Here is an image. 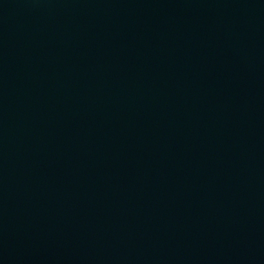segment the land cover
<instances>
[{
	"label": "water",
	"instance_id": "1",
	"mask_svg": "<svg viewBox=\"0 0 264 264\" xmlns=\"http://www.w3.org/2000/svg\"><path fill=\"white\" fill-rule=\"evenodd\" d=\"M0 264H264V0H0Z\"/></svg>",
	"mask_w": 264,
	"mask_h": 264
}]
</instances>
